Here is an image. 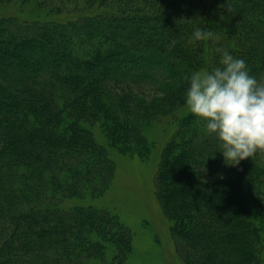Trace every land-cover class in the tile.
<instances>
[{
    "label": "trees",
    "instance_id": "obj_1",
    "mask_svg": "<svg viewBox=\"0 0 264 264\" xmlns=\"http://www.w3.org/2000/svg\"><path fill=\"white\" fill-rule=\"evenodd\" d=\"M81 1L87 8L67 19L0 15V264H127L130 228L105 209L68 204L102 197L115 177L91 127L148 159L151 119L187 107V77L218 66V49L264 78V0ZM198 25L209 39H193ZM160 82L162 107L140 108L135 90ZM173 124L156 195L179 256L260 264L264 151L222 176L219 144L194 114Z\"/></svg>",
    "mask_w": 264,
    "mask_h": 264
},
{
    "label": "rangeland",
    "instance_id": "obj_2",
    "mask_svg": "<svg viewBox=\"0 0 264 264\" xmlns=\"http://www.w3.org/2000/svg\"><path fill=\"white\" fill-rule=\"evenodd\" d=\"M87 4L81 0H0V15L17 14L30 19H67L73 12L81 11ZM47 12V13H46ZM207 70V69H203ZM165 83L145 85L136 91L140 108L147 106L162 107L165 97ZM137 100V101H138ZM189 108L173 110L159 109L151 119L147 135L155 148L150 158L123 152L110 144L99 125L91 129L97 142L105 147L114 162L115 177L102 197H85L68 202L71 206L84 205L105 209L117 215L121 222L130 228L133 234L132 254L127 264H185L177 252L173 236L172 220L164 213L156 195V177L162 152L173 135L174 121L185 116ZM228 161L221 172L222 176H231L236 165ZM237 175L236 172H234ZM264 197V194H263ZM264 213V200L262 202ZM261 244L259 246L260 264H264V216L259 222Z\"/></svg>",
    "mask_w": 264,
    "mask_h": 264
},
{
    "label": "clouds",
    "instance_id": "obj_3",
    "mask_svg": "<svg viewBox=\"0 0 264 264\" xmlns=\"http://www.w3.org/2000/svg\"><path fill=\"white\" fill-rule=\"evenodd\" d=\"M211 35L199 25L192 32L196 41ZM174 45L175 40L170 42ZM218 51V66L187 77L185 103L205 133L216 139L226 162L236 165L264 151V78L251 74L243 57Z\"/></svg>",
    "mask_w": 264,
    "mask_h": 264
}]
</instances>
